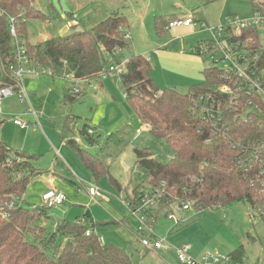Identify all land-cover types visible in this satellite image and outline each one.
<instances>
[{
	"label": "trees",
	"instance_id": "trees-1",
	"mask_svg": "<svg viewBox=\"0 0 264 264\" xmlns=\"http://www.w3.org/2000/svg\"><path fill=\"white\" fill-rule=\"evenodd\" d=\"M37 1L0 0V91L10 87L18 92L21 83L14 75L18 60L11 33L13 25L16 38L26 49L27 67L66 80V104L73 105L85 97L84 89L75 93V83L67 77L94 81L110 63H120L119 53L128 46L125 39L128 20L124 15L112 13L92 29H74L67 36L33 44L28 40V24L45 17L35 6ZM249 1L255 14H264V0ZM172 20L155 17L154 27L159 37L166 35ZM257 28L244 30L241 41L251 39L248 48L258 53ZM216 49L215 43L207 40L193 52L200 55ZM152 72V62L144 55L135 54L127 60L126 72L120 78L126 100L136 116L174 154L168 164H162L148 149H135L137 169L144 173L150 192L161 194L156 205L146 212L148 225L153 227L158 211L186 203L200 211L246 201L253 219L256 218L259 208L264 207L261 184L254 173L234 166L236 152L229 139L212 130L195 109L196 98L211 94L216 86L226 82L224 71L213 63L204 71V82L192 86L188 94L174 88L160 89ZM228 123L233 128L229 133L231 138L263 135L249 122L231 118ZM88 127L81 134L85 141L94 144L97 139L88 135ZM68 143L97 181L108 176L107 167L97 156L72 140ZM36 159L34 155L9 149L0 137V264H135L125 249L104 244L94 233L87 236L89 224H84L81 218L65 221L50 232L42 224L48 208L38 206L29 210L19 204L32 181L42 174L35 166ZM115 186L121 189L116 182ZM144 197L143 183H136L125 201L130 207L139 208ZM228 256L232 264H243L245 250L239 247Z\"/></svg>",
	"mask_w": 264,
	"mask_h": 264
},
{
	"label": "rangeland",
	"instance_id": "rangeland-1",
	"mask_svg": "<svg viewBox=\"0 0 264 264\" xmlns=\"http://www.w3.org/2000/svg\"><path fill=\"white\" fill-rule=\"evenodd\" d=\"M35 6L45 17L28 24V40L33 44L56 37L65 32L66 29L71 30L72 27L68 26L63 18L64 13L75 15L76 30L78 31L92 29L106 20L112 13L124 15L129 26L128 31L126 28L125 32L130 35V40H128V46L119 53L120 61L126 63L135 54L151 57L153 53V76L157 85L160 89H164L168 86L183 84L185 85L184 88L179 89L183 94H188L190 85L194 83L184 84L181 70L187 68L202 70L212 66L213 59L217 61V68L223 69L226 66L222 59L225 55L224 48L228 47V43L224 34L219 38L217 29L236 19L245 20L256 16L249 0H212L211 2L206 0H38ZM190 15L196 16L200 21L199 24H204L206 28L202 29L200 25L176 27L174 34H172V29L168 28L165 36L159 37L157 35L154 27L156 16H164L172 20L187 18ZM257 29L260 44L259 54L263 55L264 23L260 24ZM210 30L215 33L210 32ZM171 37L176 38L173 44L167 43V38ZM180 38H184L183 46L185 48H183V41ZM205 40L215 41V44H219L220 48L213 51H203L200 55L194 53V48ZM158 52L172 53V55L164 56L170 65L163 67L160 64L156 57ZM105 57L110 60L108 55ZM103 83L104 89L101 92L95 95V92L90 88L84 102H77L72 106L68 105L70 109L80 113L82 118L91 119L94 113L98 122L105 125L102 126L103 128L110 125L114 129L121 121L120 117L117 118L116 110L110 106L116 100L117 102H124L120 114L123 116L126 114L127 121L132 118L136 119L134 110L126 100L121 79L119 77L110 78ZM95 96H98L99 101L96 105H91L90 100ZM27 105L28 102L20 101L19 94H14L3 100V114L0 116V123L3 124L2 127L0 125V135L10 146L21 145L23 138L20 129L13 123L14 118L28 122V126L31 125L30 128L32 129L38 127L39 131L37 132L39 133L32 134L26 144L34 152L22 151L36 156L35 166L37 168L45 167L47 169L52 158L54 160V156L50 158V156L40 152L47 148L42 142V135L45 139L47 138L39 124L45 125V127H48L49 124L37 121L34 117L33 121L28 120L25 117ZM244 112H257V110L253 107H247ZM30 114L29 116H32V113ZM36 121L37 126L35 125ZM83 126L84 121L81 120L79 128ZM61 128L62 125L57 129L59 134L64 133V129ZM125 130L127 129L123 128L114 138H105L103 134L101 136L95 135L98 143L94 146V152L99 154L102 159L104 158L105 166L111 175L118 178L123 185L128 182L133 173L131 172L128 176L125 175L124 168L120 164V159H123L121 155L127 152L126 163L132 165L131 168L135 171L131 189L136 183H143L144 192H149L150 187L146 182L144 173L135 169V147L148 149L155 159L162 164H168L173 159L174 154L165 141L154 137L150 132L125 133ZM68 134L67 132L66 135ZM84 145L87 144L84 143ZM102 181L105 186L102 190L110 198L109 202L101 205L90 202L83 191L76 195L86 197L88 200H85L86 208L79 209L78 215L83 216L89 211L92 219L95 220L97 217L98 222L102 223L116 221L115 217L117 219L128 217L131 222H135L131 224L126 221L124 226L113 224L99 227L102 228V232L106 231L103 233L104 241L117 248L125 249L132 256L135 264H184L180 262L174 249L177 245L191 246L190 254L199 262L204 261L209 255L217 253L221 256H228L235 249L243 247L245 250L243 264H264V222L258 216L253 219L248 202H235L226 207L200 211L192 206L186 211L178 210L174 206L160 210L154 221L153 229L155 235L164 239L166 243L162 250H149L142 243L145 238L144 233L139 230V226L142 228V225L132 217L131 212L135 214L132 208L129 210L126 205L119 201L117 196L120 193L112 185L109 177H104L100 182ZM32 183L24 196L18 200L22 206L23 204L42 206V196L38 191V184ZM67 184L72 187L70 183ZM131 189L128 193L132 191ZM67 204L70 209L75 208L73 204ZM47 212L49 215L58 214L56 209H48ZM169 215H174L178 223L169 219ZM49 221L48 230L52 232L55 219L51 218ZM89 224V228L92 229L91 219ZM32 240L36 243L34 239Z\"/></svg>",
	"mask_w": 264,
	"mask_h": 264
},
{
	"label": "built area",
	"instance_id": "built-area-1",
	"mask_svg": "<svg viewBox=\"0 0 264 264\" xmlns=\"http://www.w3.org/2000/svg\"><path fill=\"white\" fill-rule=\"evenodd\" d=\"M11 23L14 19L10 20ZM199 20L196 16L190 15L187 18H177L169 23L168 28L190 27L192 25L199 26ZM264 23L263 15L256 13L254 18L236 19L228 22L226 25L217 29L219 38L225 35L228 47L224 48L225 55L222 59L226 66L224 71L225 83L218 85L209 95H201L194 100L195 109L198 110L202 120L217 133L227 137L235 150L234 166L243 172L254 173L256 180L261 184L264 193V54L253 52L248 45L252 43L251 39L245 42L241 41L244 30L259 26ZM205 29L204 24L200 25ZM210 32L215 33L213 30ZM11 33L15 37L17 47L18 66L14 70L15 77L22 81L25 73L38 72L35 69L27 67L28 60L26 57V49L22 43L16 38L15 27L11 25ZM126 40H130V35L126 33ZM215 43V41H213ZM219 49V44L216 45ZM118 52H116V55ZM215 65L217 61L213 59ZM126 72V63H110L105 68L97 80H74L71 76L67 79L75 83L74 92L79 93L84 87H90L94 91L99 89V82L121 76ZM97 82L98 84H96ZM19 91L16 92L13 88H3L0 91V116L3 114L1 107L3 100L14 94H19L20 101L25 99L26 93L19 83ZM247 107H253L257 112L245 113ZM240 120L244 123L249 122L258 127V132L263 135L257 138H247L243 135H238L236 138L229 137V133L233 132V128L229 125L230 119ZM14 123L21 129L28 128V124L19 119H14ZM73 123H70V128ZM87 133L89 136H95V130L88 127ZM67 141V140H65ZM77 145H82V138L76 136L72 138ZM85 187L88 190L89 197L93 202H97L96 198L99 195V187L94 184H87ZM160 192L155 194L145 192L142 205L139 208L130 207L132 211L139 216L141 223L145 226L148 236L142 240L145 248L149 250H162L166 241L158 238L153 234V227L148 225V212L156 205L160 198ZM67 195L56 190H49L42 195V206L48 209L61 207L67 201ZM191 204L186 203L184 206L174 205L178 210H189ZM258 217L264 222V207L257 211ZM169 219L177 222L174 215H169ZM178 223V222H177ZM91 232L87 231L86 235L90 236ZM191 246L177 245L174 249L177 252L180 262L184 264H232L229 256H221L220 254L209 255L204 261H197L191 254Z\"/></svg>",
	"mask_w": 264,
	"mask_h": 264
},
{
	"label": "crops",
	"instance_id": "crops-1",
	"mask_svg": "<svg viewBox=\"0 0 264 264\" xmlns=\"http://www.w3.org/2000/svg\"><path fill=\"white\" fill-rule=\"evenodd\" d=\"M65 16H63V18L66 20V22L68 23V26L72 27L71 30H65V32H63L62 34L58 35L61 37L67 36L69 34L72 33V31L74 29L77 28V20L75 15H70L67 13H64ZM129 26L127 27V31H128ZM176 28L172 29V34H174ZM167 43H174V40H176L175 37H171V38H167ZM180 40H182V46L184 43V38H180ZM207 41V40H205ZM183 48H185L183 46ZM195 49V48H194ZM167 55H172V53H165V52H158L156 54V57L158 58L160 64L163 67H166V65H170L169 63H167V59L164 56ZM181 55V54H179ZM147 58L152 62H154L153 59V53L151 54V57ZM210 67V66H209ZM209 67H205L202 70L195 68H187L186 70H181V76H183L184 78V84H192L190 85V88L194 85L200 84L202 82H204L205 80V74L204 71L209 68ZM186 77H185V76ZM152 77L154 79V81L156 80L155 77L153 76V72H152ZM182 78V77H181ZM182 78V79H183ZM186 80V81H185ZM105 81V80H104ZM104 81L99 82V89L97 91H93L95 92V95L98 92H101L104 89ZM21 85L22 88L25 90L26 96L25 99L23 100V102H28L27 105V109L25 111V117L28 118V120H32L35 118V120H39L41 122H46L48 123V127H45V125H40V129L42 130V132L44 133V136H46L47 139H45V137H43L42 135V142L46 145L42 151H40L43 155H47L53 157L54 156V160L52 158L49 167L46 169L45 167H41L38 168L42 171V174L40 176H38L37 178H35L32 182L34 184H38V191L40 192V196H42L45 192L49 191V190H56V191H60L63 192L67 195V201L64 203V205H62L61 207L58 208H54L58 211V214L53 213L52 215H49V213H46V216L43 217L42 219V224L44 226H46L48 228V226L50 225V221L51 218L55 219V221L53 222V231H56L57 228L63 224L65 221H74L77 218H81L84 224H89V220L91 219V225H92V229L89 228V231L91 233H94L95 235L99 236L101 238V240L103 241L104 244H108L107 242L104 241V237H103V233H106V231L102 232V228L99 227H105V226H109V225H121L124 226V223L127 221L128 223H135V222H131L130 219L128 217H123V218H119L117 219L115 217L113 222L111 221H107L105 223L102 222H98V218L96 217L95 220L91 218V213L89 211H87L83 216H79V209L82 208H86V202L85 200H88L90 202H93V200L89 197L88 195V190L85 187V185L87 184H94L97 185L99 187V195L97 196L96 200L98 204H104V203H108L109 202V197L107 196V194L102 190L104 186L103 181L100 182L102 179L100 180H96L91 172L84 166V164L80 161V159L78 158L76 152L72 149V147L69 145V141L72 140V138L79 136L82 138V140L84 139L83 136H81L82 130L85 128V126H89L90 128H93L95 130V135L97 136H101V134L104 135L105 138H114L116 137L119 132H121L123 130V128H126L127 130H125V133H132V132H138L140 133L141 131L143 132H150L149 131V127L144 125L140 119L136 117L132 118L130 120L127 121L126 119V114L123 116L122 114H120L121 109L124 107V102H117L116 100H114L115 102H112L110 104V106L116 110L117 113V118L120 117V124H118V126H116L114 129L113 127L111 128L110 125L106 126L105 128H103L102 126H105L103 124H100L96 118V115H94V113L92 114L91 119L88 118H82L80 113L74 112V110L68 106V104H66V99H65V92H66V88H67V81L62 79V78H53L48 74L45 73H41V72H29V73H25L22 77V81H21ZM185 85L181 84V85H175V86H168L167 88H174L177 89L179 91L180 88H184ZM84 95L85 97L80 101L81 103L84 102V99L87 96L88 90L90 89V87H84ZM108 94V93H107ZM98 96L93 97L90 102L91 105H96L98 100ZM72 106V105H70ZM2 110V107H1ZM3 113V110H2ZM30 113H32V116ZM34 115V116H33ZM136 115V114H135ZM34 117V118H33ZM134 117V116H132ZM72 120H69L71 119ZM14 119H19L21 121H23L20 118H14ZM83 120L84 121V126L82 128H79V122ZM36 121V126L38 125ZM70 121V123H73V127L70 128V123L68 124V122ZM26 122V121H24ZM14 123V120H13ZM27 124H29L28 122H26ZM2 122L0 123L1 127H2ZM99 124V125H98ZM14 125L16 127H18L20 129V133L22 135V142L23 144L21 145H16V146H10L3 138L2 135H0V137L2 138V140L4 141V143L6 144V146L14 151H18V152H24L22 150H27V152H34L33 149H30V147H28L26 144L28 142V140H30V137L32 136V134L35 133H39L37 131H39L38 127H36L35 129L30 128V126H28V128L26 129H21L19 126H17L15 123ZM53 127H51V126ZM62 125L61 129H64V133L59 134V132L57 131L58 128H60V126ZM100 127V128H99ZM3 130H4V126H3ZM3 132V131H2ZM67 132L69 133L68 135ZM100 133V134H99ZM135 134V133H134ZM98 138V137H97ZM67 140V141H65ZM84 143H86L87 145H84ZM98 141L94 144H89L87 141H85V139L82 142V145H79V147L85 149L86 151L90 152L91 154L95 155L98 157V159L100 160V162L105 166V161L104 158L102 159V157H100L99 154L94 152V146L95 144H97ZM138 147H135V149H137ZM135 149H134V153H135ZM26 153V152H24ZM40 153V154H41ZM125 157L127 156V152L125 154L121 155L120 159V164L121 166L124 168V172L125 175H129L131 172H135L134 169L131 168L132 165L127 164ZM122 160V161H121ZM106 167V166H105ZM135 169H137V166H135ZM133 173L130 176V179H128V182H126L124 185L120 182V180L118 178H115L113 175H111L109 169H108V176L110 178V182L112 183V185L119 191V195L117 196V198L119 199V201H121L124 205L127 206V208L129 209V205L128 203L125 201L126 196L129 192V190L131 189V185L133 184ZM114 181V183H113ZM115 182L120 186L121 189H118L115 186ZM32 183V184H33ZM67 183H70L72 185L69 186ZM76 193H75V190ZM132 190V189H131ZM85 192V194L87 195L88 198H84L82 196H78L76 194H80L81 192ZM131 192V191H130ZM42 200V197H41ZM73 204L75 208L70 209L68 207V204ZM26 204V203H25ZM85 204V205H84ZM23 207L29 210H32L36 207H38L37 205H33V204H23ZM130 210V209H129ZM132 214V217L137 219L139 221V223L142 225L139 226V230H141L144 233V236L147 237L148 236V232L145 228V226L141 223L140 218L138 215L136 214ZM74 216V218H72ZM86 219V220H85ZM52 224V223H51ZM90 225V224H89ZM97 233V234H96ZM101 234V235H100ZM153 234L155 235L154 229H153Z\"/></svg>",
	"mask_w": 264,
	"mask_h": 264
}]
</instances>
